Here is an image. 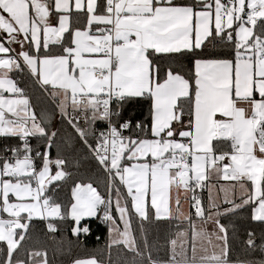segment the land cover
Wrapping results in <instances>:
<instances>
[{
	"label": "snow or ice",
	"instance_id": "6c2138e0",
	"mask_svg": "<svg viewBox=\"0 0 264 264\" xmlns=\"http://www.w3.org/2000/svg\"><path fill=\"white\" fill-rule=\"evenodd\" d=\"M213 41L231 48L208 58ZM177 57L190 62L187 74L161 63ZM25 70L71 133L53 130L54 112L34 109L13 79ZM137 106L143 119L128 111ZM0 137L17 138L0 147V264H49L43 250L21 255L37 218L52 233L70 220L77 237L92 218L107 226V259L72 264H264L231 261L220 222L251 208L264 225V0H0ZM61 139L87 149L103 191L76 182L71 199L56 202L71 177ZM213 174L229 182L217 188L222 209ZM197 189H207V207ZM181 192L194 213L182 210ZM172 219L181 224L170 255L153 258L144 224ZM247 236L250 252L264 255V233L259 243ZM205 245L211 255L197 257ZM113 247L131 255L113 260Z\"/></svg>",
	"mask_w": 264,
	"mask_h": 264
},
{
	"label": "trees",
	"instance_id": "16d2710c",
	"mask_svg": "<svg viewBox=\"0 0 264 264\" xmlns=\"http://www.w3.org/2000/svg\"><path fill=\"white\" fill-rule=\"evenodd\" d=\"M195 3L196 0H190ZM83 22V17H81ZM207 43V42H206ZM230 45H224L218 41L207 43L205 54L208 58H217L222 53L226 54L230 50ZM164 67L171 66L181 74H187L191 69V64L187 59L175 58L174 60H162ZM13 79L18 81V86L23 88L26 94L30 97V102L34 109L39 113L42 110L54 112L55 115L51 121L53 130L60 128L61 136L65 133H71L70 128H65L60 122V116L56 111L55 104L49 95L38 86L33 78H31L25 70L23 74H13ZM129 112L135 113L138 118L140 108L129 107ZM146 114V106H145ZM5 143L15 145L17 138H3L0 137V147ZM31 143L35 145L37 140L33 138ZM4 153L0 152V155ZM10 155V153H8ZM52 158H55L57 152L55 149L51 152ZM59 155L65 158L67 167L64 169L66 172L71 173V177L65 182L61 183L54 193L56 202L66 204L71 199V189L76 182L88 183L92 182L93 186H98V191H103L104 181L106 177L104 173L96 166V162L91 159L87 149H85L78 140L70 143H65L63 139L59 142ZM87 157V158H86ZM53 168V174L55 172ZM53 184L51 187H54ZM201 201L207 205V198L205 190L200 192ZM251 208L239 210L235 215L223 216L220 222L224 224L228 230L229 238V259L235 261L238 259H255L259 260L264 258L259 250L252 253L248 249L245 241L247 240V232L253 231L256 233L257 243L260 242V235L264 233V225L259 222L252 221ZM195 217H193L194 219ZM181 221L172 219L168 221L150 220L144 224V234L148 237L149 249L153 254V258L166 259L170 255V246L168 241L174 238V234L178 231L177 225ZM89 226L92 231L87 235L81 234L79 237L74 236L71 232L72 223L69 221L59 222L57 224V231L55 233L49 232L46 228V222L40 221L38 218L34 220L33 226L30 229L31 238L22 242L23 250H43L47 254L49 264H70L74 259H84L95 256L98 259H107L108 256V230L107 226L102 222H96L95 218L89 221ZM134 227L138 228V224L134 222ZM183 228L187 224L183 223ZM137 235L139 233L137 232ZM99 238V239H98ZM113 260L120 257H129L131 254L126 250L116 247L112 248L111 252Z\"/></svg>",
	"mask_w": 264,
	"mask_h": 264
},
{
	"label": "crops",
	"instance_id": "0c3cea01",
	"mask_svg": "<svg viewBox=\"0 0 264 264\" xmlns=\"http://www.w3.org/2000/svg\"><path fill=\"white\" fill-rule=\"evenodd\" d=\"M14 47H16V46L14 45ZM209 183L212 184V185H216V187L218 188L220 185L227 184L229 182L224 181L222 178L218 179L215 176V174H213L210 177ZM204 190L206 192V198H207V204H208V195H209V193H208L207 189H204ZM172 195H175V190L174 189L172 191ZM188 195L190 197L191 194L189 193ZM218 196L220 197V200H218L217 202L220 203V206H221V209H222L223 207H226L227 205H224L223 202H222L223 201V194L222 193H219ZM183 197H184V193L181 192V205H182V210L185 213H194L195 209L189 206L190 203H191L190 199L185 200ZM200 197H201V195H200ZM202 206L207 207V205H204L203 203H202ZM194 220L196 221V223L198 225L201 223V221L199 219L194 218ZM184 223L187 224L186 222H184ZM187 228H188V225L184 229H187ZM206 228H207V230L209 232H213L214 231V225L212 224V222H208V224L206 225ZM213 244L214 245L215 244H219V241H215L214 240L213 241ZM205 246L208 248L207 253L203 252L200 249V247L198 246V248H197V257L202 256V255H211V253L213 251V246L212 245H205ZM216 251H219V249L217 248ZM189 256H191V251H189ZM84 259H87V258H84ZM72 262L70 264H72Z\"/></svg>",
	"mask_w": 264,
	"mask_h": 264
},
{
	"label": "rangeland",
	"instance_id": "374dc122",
	"mask_svg": "<svg viewBox=\"0 0 264 264\" xmlns=\"http://www.w3.org/2000/svg\"><path fill=\"white\" fill-rule=\"evenodd\" d=\"M218 194L219 193L217 192V187H214L213 190H212V196H213V198L215 199L218 196Z\"/></svg>",
	"mask_w": 264,
	"mask_h": 264
},
{
	"label": "built area",
	"instance_id": "2783aa9c",
	"mask_svg": "<svg viewBox=\"0 0 264 264\" xmlns=\"http://www.w3.org/2000/svg\"><path fill=\"white\" fill-rule=\"evenodd\" d=\"M6 95H7V93H6ZM203 190H204V189H197L196 194L200 197V195H201L200 192L203 191ZM200 198H201V197H200ZM95 219H96V218H95ZM96 222H102V221H99V220L96 219ZM102 223H103V222H102ZM103 224H104V223H103Z\"/></svg>",
	"mask_w": 264,
	"mask_h": 264
},
{
	"label": "water",
	"instance_id": "95a60500",
	"mask_svg": "<svg viewBox=\"0 0 264 264\" xmlns=\"http://www.w3.org/2000/svg\"><path fill=\"white\" fill-rule=\"evenodd\" d=\"M54 184H55V182H54ZM51 187V186H50Z\"/></svg>",
	"mask_w": 264,
	"mask_h": 264
}]
</instances>
